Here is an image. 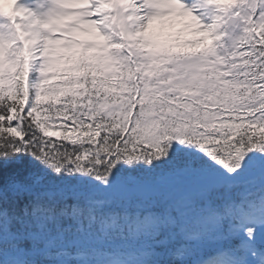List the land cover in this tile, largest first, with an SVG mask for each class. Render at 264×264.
<instances>
[{"label":"snow or ice","instance_id":"1","mask_svg":"<svg viewBox=\"0 0 264 264\" xmlns=\"http://www.w3.org/2000/svg\"><path fill=\"white\" fill-rule=\"evenodd\" d=\"M0 264H264V0H0Z\"/></svg>","mask_w":264,"mask_h":264},{"label":"rangeland","instance_id":"2","mask_svg":"<svg viewBox=\"0 0 264 264\" xmlns=\"http://www.w3.org/2000/svg\"><path fill=\"white\" fill-rule=\"evenodd\" d=\"M3 4L5 5V7H8V6H10L11 4H12V0H3ZM179 25H177V27H176V29H173L172 31H173V33H175L176 31H178L179 30ZM163 38H167V37H162V39ZM172 39H175V36L173 35L172 36Z\"/></svg>","mask_w":264,"mask_h":264}]
</instances>
